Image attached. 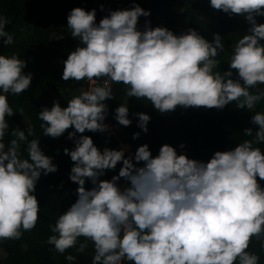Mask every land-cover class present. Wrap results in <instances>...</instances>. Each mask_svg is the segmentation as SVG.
<instances>
[{
  "label": "clouds",
  "instance_id": "clouds-1",
  "mask_svg": "<svg viewBox=\"0 0 264 264\" xmlns=\"http://www.w3.org/2000/svg\"><path fill=\"white\" fill-rule=\"evenodd\" d=\"M210 6L229 16H242L249 23L245 34L232 45L228 69L218 68V53L224 50L217 33L211 41L195 29L179 34L164 26L137 28L138 18L149 11L139 4L109 10L96 22L95 9L73 7L67 15L70 35L79 39L63 61L61 78L87 80L92 86L73 95L62 107L54 101L42 107L38 118L43 133L59 137L66 129L75 132L106 131L107 105L114 97L112 85H125V99L114 110V119L131 124L128 97L149 101L160 113L177 106L221 109L236 102L251 110L264 99V0H209ZM102 7V6H101ZM8 19L0 16V38L13 43L5 30ZM25 61L0 54V239H19L21 230H31L38 219L34 195L41 173L57 169L44 154L38 138L29 140L33 129L9 128L6 115L13 114L7 94H19L30 85L32 74L23 71ZM232 69L236 70L235 76ZM103 83H97L99 80ZM22 111V110H21ZM139 128L147 132L149 114L134 113ZM253 139L229 150H216L207 161L189 158L163 143L152 155L146 143L125 156L123 147L103 151L88 135L74 139L75 147L64 149L71 160L69 178L77 184L75 201L61 212L48 243L59 253L86 238L94 247L91 264H258L256 253L247 251L253 237L264 247V112H255ZM253 136V128L243 129ZM139 136L133 133V138ZM25 143L27 157L20 155ZM182 147V145H181ZM135 161L136 163H134ZM122 162L111 179H98L106 169ZM142 162V163H141ZM88 178L91 188L85 187ZM128 183L121 188L116 181ZM71 262L75 257L66 256Z\"/></svg>",
  "mask_w": 264,
  "mask_h": 264
},
{
  "label": "trees",
  "instance_id": "trees-1",
  "mask_svg": "<svg viewBox=\"0 0 264 264\" xmlns=\"http://www.w3.org/2000/svg\"><path fill=\"white\" fill-rule=\"evenodd\" d=\"M134 4L149 11L148 16L138 18L137 28L140 30L144 29L145 21H148L149 27L164 26L176 34L190 28L195 29L209 41L218 33L224 43V50L217 57L221 71L229 67L227 61L232 45L249 28L248 21L242 16H229L222 10L214 9L209 0H122V6L116 8H104V0H0V16L8 19L5 30L13 36V43L10 45H4L3 38H0V54H14L23 59V71L32 74L27 89L19 94H7L13 114L6 115L9 128L4 141L7 144L12 138V129L26 130L30 124L33 133L28 139L38 138L41 150L52 157V162L57 166L54 172H42L35 184L34 195L39 204L35 226L31 230H21L19 239H0V264H91L94 254L91 241H87L83 252L77 251L79 244L86 240L84 237H80L77 245L66 249L64 253L57 252L48 243V237L53 234L50 225L77 198V184L69 178L74 162L64 149L74 148V139L80 135L90 136L101 151L105 147L119 149L122 144H126L129 149L124 151V155L131 156L137 146L146 143L154 156L161 144L168 143L178 154L183 152L189 158L203 161H207L216 150H229L245 139H253L256 125L251 123V116L255 112H264V99L257 102L251 110L237 108L236 102H232L221 109L177 106L171 112L160 113L149 101L132 96L127 98L128 114L132 122L123 126L114 119V110L125 99L126 86L115 83L112 85L114 97L105 100L107 112L104 122L109 125L108 130L93 132L86 129L84 133L75 132L73 138L68 136L70 131H74L72 127L59 137L43 133L40 127L42 121L38 118L42 107H51L54 101L65 107L67 100L73 95L92 86L87 80L75 81L70 78L65 81L61 78L63 61L79 44V39L72 37L67 28L69 11L73 7L95 9L98 23L103 16L108 15L109 10L130 8ZM256 20L257 23H264V16H257ZM232 72L235 76L236 70L232 69ZM97 83H103V80ZM262 89L264 84H258L250 91ZM137 112L149 114L147 132L139 128L138 117L134 115ZM245 127L253 128V136H245ZM134 132H138L139 136L133 138ZM254 146L260 147L264 152V143ZM20 155L22 158L27 157L25 143H21ZM121 163L118 162L113 169H106L98 179H111L118 174ZM257 180L264 187V180L259 177ZM116 183L123 188L128 182L120 178ZM92 186L91 181L86 178L85 187ZM246 250L256 253L259 257L258 264H264V247L259 240L255 237L250 239ZM69 254L75 257L74 261L66 260ZM122 264L132 262L123 261Z\"/></svg>",
  "mask_w": 264,
  "mask_h": 264
},
{
  "label": "rangeland",
  "instance_id": "rangeland-1",
  "mask_svg": "<svg viewBox=\"0 0 264 264\" xmlns=\"http://www.w3.org/2000/svg\"><path fill=\"white\" fill-rule=\"evenodd\" d=\"M104 8H116L122 6V0H104ZM90 82V81H89ZM92 83V82H90ZM122 147L125 151H128V146L126 144H122Z\"/></svg>",
  "mask_w": 264,
  "mask_h": 264
}]
</instances>
